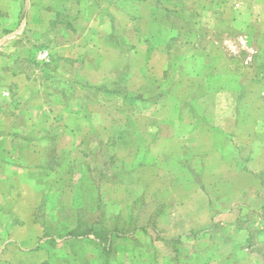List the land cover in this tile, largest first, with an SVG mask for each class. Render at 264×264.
I'll return each instance as SVG.
<instances>
[{"label":"rangeland","instance_id":"1","mask_svg":"<svg viewBox=\"0 0 264 264\" xmlns=\"http://www.w3.org/2000/svg\"><path fill=\"white\" fill-rule=\"evenodd\" d=\"M0 264H264V0H0Z\"/></svg>","mask_w":264,"mask_h":264}]
</instances>
